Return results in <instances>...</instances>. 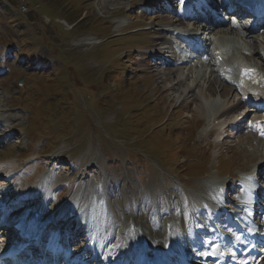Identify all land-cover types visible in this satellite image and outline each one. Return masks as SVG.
I'll return each mask as SVG.
<instances>
[{"label":"rangeland","instance_id":"rangeland-1","mask_svg":"<svg viewBox=\"0 0 264 264\" xmlns=\"http://www.w3.org/2000/svg\"><path fill=\"white\" fill-rule=\"evenodd\" d=\"M125 1L111 9L100 0H0V163L12 165L0 172V190L12 184L31 192L12 212L27 203L45 217L70 208L66 216L73 207L75 225L65 223L76 233L72 246L83 249L91 233L105 245L102 253L128 260L133 234L151 237V253L169 243L177 250L176 241L184 247L213 231L208 224L224 211L217 194L236 208L237 179L264 167V137L252 136L255 111L246 125L227 126L218 136L197 98L170 89L172 78H159L165 59L150 51L173 27V0ZM219 34L201 31L199 40L215 36L213 47ZM90 36L91 43L78 42ZM246 39L229 45L256 70L259 82L251 88L263 93L264 33ZM180 56L184 81L199 84L203 103L219 107L233 97L237 86L208 63Z\"/></svg>","mask_w":264,"mask_h":264},{"label":"bare ground","instance_id":"bare-ground-1","mask_svg":"<svg viewBox=\"0 0 264 264\" xmlns=\"http://www.w3.org/2000/svg\"><path fill=\"white\" fill-rule=\"evenodd\" d=\"M124 1L125 0H100L101 3L109 4L111 6V9L119 7V5L122 4ZM164 1H167V0H164ZM175 1L178 2V0H175ZM238 1L242 2L243 0H238ZM238 1H236L237 2L236 5H238ZM165 3H167V2H165ZM168 8H169V6H168ZM230 8H232V7H228L227 9L230 10ZM174 13H175L173 15L174 19L171 20V24L173 26L172 29H165L164 30V34L159 37V40H158L155 48H153L150 51L151 56H155L158 59H160L161 57H164V59H165V65L167 66V67H165L166 71L164 70V72L162 74L160 73L159 78L162 81H165V80L168 81V78H172V82L170 84V89L179 92L180 93L179 95L182 94L183 97H188V98L191 97L192 100H193V98H197L199 103H197V107L196 108L200 111V113L202 115H206V114L211 115V117L209 116L210 120H212L213 124L217 127L218 136H220V133L224 131L223 129H225L228 126L227 129L229 130V128L231 126H234L232 123H234L238 118H240V114L244 112V110H240L242 105H244L250 98H252V96L256 100L263 99V101H264V95H262L261 92H258V91H256L253 88H250L253 85L250 84V82L246 81L248 77H244L243 81H241V82H243V84L239 83L237 88H235L233 90V97L227 99V101L225 103H223V104H220V106L218 105L219 107H216V103L213 100H212L213 102L211 101L210 103H206L205 101L203 103L200 100V93H202V92H200L199 84L197 82H195L194 84L193 83L192 84L185 83V81H184L185 80V76H184V73L182 71V67L180 66V63L185 62V61H184V59L178 60L179 58L175 55V50H174L175 44H174V41L172 40V38L174 36H180V32H179L180 28L179 27H183L184 26L183 25V19L186 16V13H185V11H184L182 6L178 7V9L176 11H174ZM201 28L203 30L207 29L206 27L204 28V26H201ZM214 28H216V27H214ZM261 29H262L261 30L262 33H264V24L262 25ZM192 30L194 31V33H196V35H198L197 30H195V29H192ZM228 30H229V32H231V31H233V28L230 26L228 28ZM258 31H260V30L258 29ZM216 32H220V35H222V33H227V32L221 31V30H216ZM91 37L92 36L88 37V39L83 37L80 40H78V42L80 41V43L83 42L85 44L86 43H91L93 41ZM221 37L222 38H220V36L218 37V43L220 44L219 48L221 49L220 54L225 57V52H224L225 45L229 44L230 41H233V44H238V42L236 40H234V38H233V40H230L229 38H226L227 36H225V35H223ZM180 54L184 55V58L185 57H191L190 54H183L181 52H180ZM186 55H189V56H186ZM263 55H264V52H263ZM193 57H194V59L193 58L189 59V60L187 58L186 59L188 60V62L194 61V62H196V64H200V65H198L200 67H202L203 63H205V64L207 63L206 61H204V56L203 55L193 54ZM183 64L184 63H182V65ZM214 64L220 70H224L221 67L223 62H221L219 60H215ZM193 66H195V63H193ZM217 75L219 76L218 73H217ZM250 77L254 78L253 75L252 76L250 75ZM235 91H236V93H235ZM223 93H226V91H224ZM192 100H190L189 102H192ZM248 110H249V113L247 114L246 117H249L250 113L252 111H255V110H253V107H251ZM245 121H246V119L243 122H245ZM242 123L240 122L239 124H236V127L239 128ZM164 126L167 127L168 123H166ZM227 135H228V133H227ZM260 135H262V134H260ZM252 136L256 138L257 134L252 133ZM10 168H12L11 163H5V164L4 163L3 164L0 163V172L1 173H4V174L8 173V170H10ZM263 169H264V167L262 166L261 163H259V165L254 168L255 171H258L257 175ZM10 176H11V174H9V177ZM11 186H12V184L3 187L0 190V217H1L2 211L4 213L8 214V219H6L4 221L5 224H10L11 223L10 222V218L12 217V214H13L12 213V208H14V206H15V204H16V202L18 200H22L24 197H25V199H27L28 197L33 198L31 196V192H28L29 190L28 191L25 190L27 192H24V191L21 192L20 190H16L15 191V189H13ZM221 201H224V198H222L219 194H217V202H221ZM215 204H216V202H215ZM66 209H70V208H66ZM66 209L62 212L63 214L66 213ZM220 209L222 210V207ZM71 211H73V207H71ZM62 213H61V218L63 217V219H64V222H62V223L65 224L66 221H67L66 226H68L69 224H71L72 222L75 221L76 216L71 218V217H68V215L62 216ZM55 217L56 216L52 217L53 218L52 224H53V226L58 227L57 222L59 220H57L56 223L54 224ZM21 219H22L21 216H19V221ZM17 220L18 219H16L15 222ZM9 227L10 226H8V228ZM263 227H264V225H263ZM231 229H233V227ZM77 231L81 232V228L78 227L75 230V232H77ZM204 231H203V233H205ZM209 238H210V236L204 235V237H202V239H201L202 241L200 243V246H198V249H199L201 247V245H203V247L201 248V252H202L201 258L204 259V260H208V258H207L208 252L210 251V249H214L212 247V244L209 247L206 246V244H208V239ZM212 241L214 243L217 242L216 239L212 240ZM174 244L176 245L177 242H175ZM150 245H151V242L149 241V246L148 247H143L141 245L140 249L150 250ZM224 248H225V245H224ZM224 248H219V249H224ZM138 251H139V249H138ZM161 251L164 253V255H162V258H166L165 254L170 253V251H167L166 248H162ZM165 251H166V253H165ZM183 252L185 254H187L188 257H189V255H192L191 250L183 249ZM195 254H196V252H195ZM96 256H97V254H96ZM153 256L154 257H158L157 255H153ZM178 264H179V262H178Z\"/></svg>","mask_w":264,"mask_h":264},{"label":"trees","instance_id":"trees-1","mask_svg":"<svg viewBox=\"0 0 264 264\" xmlns=\"http://www.w3.org/2000/svg\"><path fill=\"white\" fill-rule=\"evenodd\" d=\"M124 77V76H123ZM137 133H139V132H137ZM162 137H165V135L164 134H162ZM163 151H161V153H162ZM168 154V153H167Z\"/></svg>","mask_w":264,"mask_h":264},{"label":"water","instance_id":"water-1","mask_svg":"<svg viewBox=\"0 0 264 264\" xmlns=\"http://www.w3.org/2000/svg\"><path fill=\"white\" fill-rule=\"evenodd\" d=\"M20 79H22V77Z\"/></svg>","mask_w":264,"mask_h":264}]
</instances>
